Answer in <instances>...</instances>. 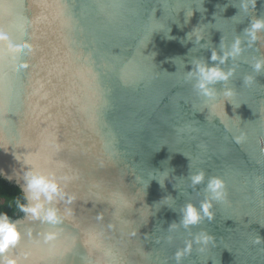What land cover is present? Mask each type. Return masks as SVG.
Instances as JSON below:
<instances>
[{"label": "water", "instance_id": "95a60500", "mask_svg": "<svg viewBox=\"0 0 264 264\" xmlns=\"http://www.w3.org/2000/svg\"><path fill=\"white\" fill-rule=\"evenodd\" d=\"M258 20L264 0H0V176L56 184L0 259L264 264Z\"/></svg>", "mask_w": 264, "mask_h": 264}, {"label": "clouds", "instance_id": "9594fccd", "mask_svg": "<svg viewBox=\"0 0 264 264\" xmlns=\"http://www.w3.org/2000/svg\"><path fill=\"white\" fill-rule=\"evenodd\" d=\"M264 21L258 20L254 24V28H259ZM212 59H216V53L213 52ZM199 71L203 75L204 82L212 80H223L226 79L227 74L220 71L219 69L213 67L210 70H206L203 65L199 66ZM203 87V84L201 85ZM205 91L210 95L211 91L205 89ZM28 184L24 188L25 193H30L27 195L28 203H21L20 200L16 201V207L20 212L25 214H31L32 217H41L43 205L40 202L32 203L33 200L38 201L41 193H46L48 198H52V193L56 190V184L46 180L43 176L36 175L32 172L27 173ZM203 173H198L193 177V182H200L203 179ZM207 187L215 194L216 198H219L220 192L217 190L221 187V181L219 178H214L209 181ZM211 204L206 201L202 205L203 213L211 218L212 213L210 211ZM200 215L196 208L192 204H188L185 211L184 223L185 225L190 223H196L200 219ZM43 219L51 222L56 221V212L54 209H49L44 215ZM21 232L19 231V224L15 220H10L6 212H0V254L6 252L10 245H16L21 239ZM205 241L207 237H204ZM0 264H18L15 258L0 259Z\"/></svg>", "mask_w": 264, "mask_h": 264}, {"label": "trees", "instance_id": "16d2710c", "mask_svg": "<svg viewBox=\"0 0 264 264\" xmlns=\"http://www.w3.org/2000/svg\"><path fill=\"white\" fill-rule=\"evenodd\" d=\"M17 200H20L21 203H27L22 190L0 176V212H6L14 217L23 216L25 213L20 212L16 207Z\"/></svg>", "mask_w": 264, "mask_h": 264}]
</instances>
